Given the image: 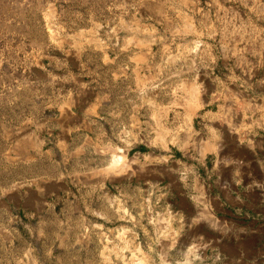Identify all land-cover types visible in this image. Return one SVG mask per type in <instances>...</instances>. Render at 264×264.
Segmentation results:
<instances>
[{
	"label": "rangeland",
	"instance_id": "rangeland-1",
	"mask_svg": "<svg viewBox=\"0 0 264 264\" xmlns=\"http://www.w3.org/2000/svg\"><path fill=\"white\" fill-rule=\"evenodd\" d=\"M141 261L264 264V0H0V264Z\"/></svg>",
	"mask_w": 264,
	"mask_h": 264
},
{
	"label": "bare ground",
	"instance_id": "bare-ground-1",
	"mask_svg": "<svg viewBox=\"0 0 264 264\" xmlns=\"http://www.w3.org/2000/svg\"><path fill=\"white\" fill-rule=\"evenodd\" d=\"M232 130H233V128H230V129H229V131H232ZM161 224H164V225H166V224H165V222H164L163 220L161 221ZM136 261H137V260H136ZM136 261H135V262H136ZM137 264H142V261H141V262H139V263H137Z\"/></svg>",
	"mask_w": 264,
	"mask_h": 264
}]
</instances>
